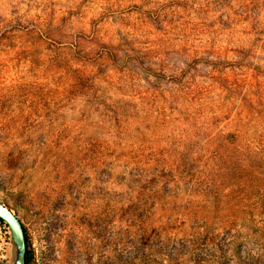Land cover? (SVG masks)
Instances as JSON below:
<instances>
[{"label":"rangeland","instance_id":"1","mask_svg":"<svg viewBox=\"0 0 264 264\" xmlns=\"http://www.w3.org/2000/svg\"><path fill=\"white\" fill-rule=\"evenodd\" d=\"M0 202L30 264H264V0H0Z\"/></svg>","mask_w":264,"mask_h":264},{"label":"water","instance_id":"2","mask_svg":"<svg viewBox=\"0 0 264 264\" xmlns=\"http://www.w3.org/2000/svg\"><path fill=\"white\" fill-rule=\"evenodd\" d=\"M0 219L6 224L7 228L9 229L11 246L10 262H1V264H25L24 256L26 243L22 222L9 207L1 202Z\"/></svg>","mask_w":264,"mask_h":264},{"label":"trees","instance_id":"3","mask_svg":"<svg viewBox=\"0 0 264 264\" xmlns=\"http://www.w3.org/2000/svg\"><path fill=\"white\" fill-rule=\"evenodd\" d=\"M0 221L3 222L1 219H0ZM23 230H24V238H25V243H26L24 262H25V264H30L32 256H31V252L29 250L27 234H26V230L24 227H23Z\"/></svg>","mask_w":264,"mask_h":264},{"label":"built area","instance_id":"4","mask_svg":"<svg viewBox=\"0 0 264 264\" xmlns=\"http://www.w3.org/2000/svg\"><path fill=\"white\" fill-rule=\"evenodd\" d=\"M0 223H3V224H5L4 222H1V221H0Z\"/></svg>","mask_w":264,"mask_h":264}]
</instances>
